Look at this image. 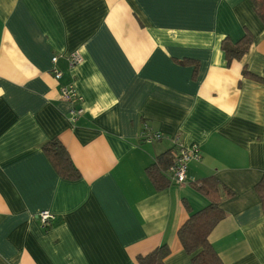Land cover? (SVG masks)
Masks as SVG:
<instances>
[{"label":"crops","instance_id":"crops-1","mask_svg":"<svg viewBox=\"0 0 264 264\" xmlns=\"http://www.w3.org/2000/svg\"><path fill=\"white\" fill-rule=\"evenodd\" d=\"M246 31L248 52L227 66L221 42ZM72 54L82 62L70 68ZM67 84L81 99L74 122ZM145 128L162 139L145 142ZM175 137L201 158L157 192L145 170ZM53 138L78 181L43 153ZM263 175L264 23L251 0H0V264H137L162 244L165 264H191L176 237L182 200L206 207L191 183L208 177L233 195L221 193L212 248L223 264H264Z\"/></svg>","mask_w":264,"mask_h":264},{"label":"trees","instance_id":"trees-1","mask_svg":"<svg viewBox=\"0 0 264 264\" xmlns=\"http://www.w3.org/2000/svg\"><path fill=\"white\" fill-rule=\"evenodd\" d=\"M255 13L264 23V15L257 9L255 0H251ZM253 41L249 32L236 43H231L229 39L221 42V50L224 52L226 65L230 66L233 61H239L248 52ZM197 64H194V74L197 72ZM242 75L255 80L260 78L249 74L243 70ZM42 151L47 157L52 168L60 179L66 181H78L81 174L74 167L70 156L58 139L53 138L42 146ZM172 152H165L159 155L155 162L146 168L145 172L154 187L160 192L170 186L167 170L172 163ZM193 189L208 201V205L203 209L193 212L186 200L182 204L189 214L187 220L178 228L176 237L182 250L191 257V264H223L217 253L209 243V235L216 225L225 218V213L220 208L221 193L224 198H230L232 193L224 187H219L218 182L213 177L201 179L191 183ZM264 211V175L254 187ZM171 254L170 248L166 244L152 250L144 256H137V264H165V260Z\"/></svg>","mask_w":264,"mask_h":264},{"label":"built area","instance_id":"built-area-1","mask_svg":"<svg viewBox=\"0 0 264 264\" xmlns=\"http://www.w3.org/2000/svg\"><path fill=\"white\" fill-rule=\"evenodd\" d=\"M58 57L53 56L51 61L52 64L55 65ZM82 62V58L78 54H72L68 58L69 67L72 68L77 66ZM52 74L55 80L59 81L62 78V73L53 69ZM61 98L72 104V110L69 112V116L71 121H75L79 116L82 115L83 110L79 106L81 99L75 95V92L71 85H63L60 88ZM144 141L148 143L156 142L162 139V135L159 133H152L147 128H145ZM172 163L168 168L167 176L171 183L181 185L184 184L187 180V167L188 164L192 161H198L201 158V150L198 145H184L175 137V148L172 153ZM38 220L44 228H48L51 225V220H53V216H51L48 212H41L38 215Z\"/></svg>","mask_w":264,"mask_h":264}]
</instances>
